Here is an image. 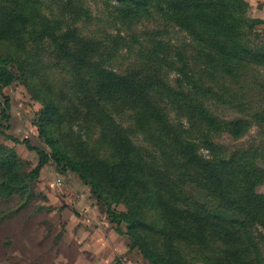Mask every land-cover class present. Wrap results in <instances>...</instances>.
<instances>
[{"label":"trees","instance_id":"16d2710c","mask_svg":"<svg viewBox=\"0 0 264 264\" xmlns=\"http://www.w3.org/2000/svg\"><path fill=\"white\" fill-rule=\"evenodd\" d=\"M249 10L245 0H0V88L29 87L51 146L25 172L0 145V201L28 207L52 160L126 206L113 221L149 264H264V31ZM252 131L246 146L221 141Z\"/></svg>","mask_w":264,"mask_h":264},{"label":"rangeland","instance_id":"374dc122","mask_svg":"<svg viewBox=\"0 0 264 264\" xmlns=\"http://www.w3.org/2000/svg\"><path fill=\"white\" fill-rule=\"evenodd\" d=\"M245 1L251 18L259 22L257 29L264 31V0ZM43 108L22 81L0 88V123L5 132L0 145L25 163V172L40 164V151L51 154L48 127L40 113ZM4 109L8 121L2 117ZM219 113L236 116L224 108ZM254 136L252 131L240 140L225 136L221 141L241 147ZM33 185V199L23 210H18V197L0 201V264H149L139 247L132 245L127 225L113 221L114 213L127 212L126 206L106 204L79 173L61 172L50 160ZM258 191L264 194V184Z\"/></svg>","mask_w":264,"mask_h":264}]
</instances>
